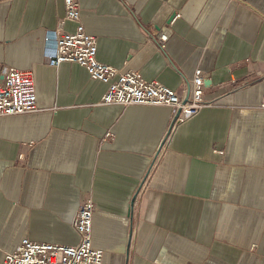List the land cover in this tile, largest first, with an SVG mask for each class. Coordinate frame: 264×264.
Listing matches in <instances>:
<instances>
[{"label":"crops","instance_id":"1","mask_svg":"<svg viewBox=\"0 0 264 264\" xmlns=\"http://www.w3.org/2000/svg\"><path fill=\"white\" fill-rule=\"evenodd\" d=\"M76 2L79 21L64 0H0V82L9 67L31 69L38 104L0 116V264L23 239L78 243L86 199L103 264H264V0ZM78 22L100 62L179 95L199 68L211 104L156 152L170 107L100 104L107 83L46 63V36Z\"/></svg>","mask_w":264,"mask_h":264},{"label":"built area","instance_id":"2","mask_svg":"<svg viewBox=\"0 0 264 264\" xmlns=\"http://www.w3.org/2000/svg\"><path fill=\"white\" fill-rule=\"evenodd\" d=\"M65 19L79 21L76 0H64ZM61 28V23L59 24ZM52 31L47 42L53 47L46 53L45 61L57 67L64 62H74L84 67L90 78L107 83L100 104L118 105H164L171 108V123L156 152L165 147L171 131L179 124L197 114L211 101L203 97L204 76L195 69L188 88L179 95L172 88L154 80H146L140 73L122 70L97 59V39L85 31L78 22L73 32ZM172 33L170 24L163 25L154 33L157 47L162 49ZM260 106L264 108V92ZM38 108L37 93L31 69L9 67L0 82V116L35 111ZM147 175L142 177L132 198L135 200L145 186ZM134 201H132L133 203ZM94 204L91 199L83 201L73 217V227L79 236L74 245L35 242L23 239L13 251L5 253L4 264H103V251L92 245V215ZM130 213L134 215L133 204ZM133 231L130 232V239Z\"/></svg>","mask_w":264,"mask_h":264},{"label":"rangeland","instance_id":"3","mask_svg":"<svg viewBox=\"0 0 264 264\" xmlns=\"http://www.w3.org/2000/svg\"><path fill=\"white\" fill-rule=\"evenodd\" d=\"M133 220H134V218H133ZM133 220H132V231L134 232V221Z\"/></svg>","mask_w":264,"mask_h":264},{"label":"water","instance_id":"4","mask_svg":"<svg viewBox=\"0 0 264 264\" xmlns=\"http://www.w3.org/2000/svg\"><path fill=\"white\" fill-rule=\"evenodd\" d=\"M173 16H174V13L169 17L168 22L173 18ZM132 201H133V199H132Z\"/></svg>","mask_w":264,"mask_h":264}]
</instances>
